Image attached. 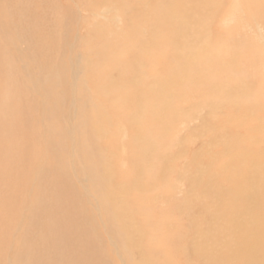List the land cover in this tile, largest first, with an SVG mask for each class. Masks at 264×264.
<instances>
[{"label": "rangeland", "instance_id": "rangeland-1", "mask_svg": "<svg viewBox=\"0 0 264 264\" xmlns=\"http://www.w3.org/2000/svg\"><path fill=\"white\" fill-rule=\"evenodd\" d=\"M31 1L13 15L12 1L0 0V60L8 66H0V75H6L5 94L14 92L18 101L12 110L10 98L0 100V212L11 202L21 205L24 195H12L16 187L26 186L31 165L35 183L49 184L55 172L76 187L72 165L84 177L86 168H92L102 190L108 187L100 172L110 168L113 185L124 184L127 191L120 201L128 202L131 214L142 221L140 232L122 209L102 213L105 225L98 218L89 224L66 203L76 212L72 221L70 215L64 219L63 230L71 236L64 234L60 241L59 249L68 256L59 264L95 261L98 255L104 259L105 248V264H121L122 259L127 264H200L206 257L198 246L213 240L225 251L230 242L218 238L216 224L209 220L214 204L202 211L198 198L206 194L208 203H216L221 197L235 207L249 193L251 202L243 208L264 214V0ZM36 20L50 48L43 49L53 57L43 65L51 67V74L39 67V58L29 68L18 52L24 44L17 31L28 32ZM27 51L29 57L40 53L36 47ZM74 77L99 108L84 115L83 124L93 128L97 115H103L98 138L85 139L96 150L80 144L81 160L71 151L65 119L67 105L76 97ZM49 85L58 91L53 111L61 115L60 129L46 118L49 125L42 131L36 89ZM48 159L62 164L50 167ZM2 190L6 203L1 202ZM43 193V203L54 201L51 193ZM32 214L29 210L26 216ZM198 214L205 224L195 232ZM107 218L132 239L117 240ZM207 224L211 232L205 234ZM245 226L257 231L249 221ZM40 232L33 221L21 235L0 213V264H7L8 256L13 264H28L36 256ZM193 237L196 255L189 250L186 257L181 247ZM111 241H117L119 254ZM228 257L225 251L223 260ZM42 262L51 264L45 256Z\"/></svg>", "mask_w": 264, "mask_h": 264}, {"label": "bare ground", "instance_id": "bare-ground-1", "mask_svg": "<svg viewBox=\"0 0 264 264\" xmlns=\"http://www.w3.org/2000/svg\"><path fill=\"white\" fill-rule=\"evenodd\" d=\"M12 4L15 5V8L12 9L13 15L20 14V5L22 6L27 2L32 4L31 0H11ZM37 4V3H36ZM38 5V4H37ZM29 8V7H28ZM35 10L37 6L34 7ZM33 9V8H32ZM26 11V10H25ZM34 12V9H33ZM28 13V11H27ZM26 13V14H27ZM29 18V17H28ZM34 18V17H33ZM38 20V19H37ZM37 20L35 21L37 23ZM29 21V19H28ZM31 23V22H27ZM34 23V22H33ZM34 25L28 26V32H24V29L17 31L19 35V42L23 43L24 46L18 47V52L27 61V66L30 68L31 65L30 61H35V58H39L41 60V65L39 67H43L45 63V59H53L51 53H48L47 50L50 48L42 41V34L38 28V23ZM30 27H33V31L30 30ZM21 28V27H20ZM44 45L47 46V50H44ZM70 43L68 44V46ZM52 45H50L51 47ZM31 47H36L39 50V54L33 55L29 57L28 49ZM1 49V47H0ZM3 52L4 51H0ZM25 53V54H24ZM6 54V53H5ZM24 54V55H23ZM43 54V57H40ZM203 55V54H202ZM16 57V56H15ZM75 65L77 64L75 58L71 56ZM6 60V59H5ZM37 65V64H35ZM0 66L2 69L7 68L4 60H0ZM38 66V65H37ZM32 68V67H31ZM8 69V68H7ZM22 66H18V70H21ZM44 71L51 74V67L45 65L43 68ZM10 70V69H9ZM1 90H0V100H4L5 95L7 99H11L9 102L10 109L14 110L17 106V99L15 98V94L12 91H5L3 90L6 75L1 73ZM13 77V76H12ZM75 77L72 79L71 91L75 97L74 101H71L67 105V110L65 112V119L67 121V130L71 134L70 138L71 141V151L77 154L79 160L82 159V147L80 144H84L87 146H91L90 148L96 150V145L93 143H89L87 137L89 135L90 138L97 139L98 135L96 136V129L100 128V120L103 115H97V122L93 128L87 127L88 123L84 125V115L89 113H94L96 109L95 107L93 96L89 90L83 87L82 84H79L80 81H75ZM18 82L20 83L19 77L17 78ZM38 86V84H37ZM64 91L67 92V96H69L68 87L66 84L63 86ZM38 88L36 91L38 92L39 101L41 104L40 108V128L42 131L46 130L47 124L46 118H48V123L56 122V125L53 123L51 124L52 128L60 129V117L61 115L58 111H53V106L56 103V97L58 95V91L54 89L52 86H48L47 88L44 87L40 91ZM62 89V88H61ZM69 98H67L68 100ZM77 99V101H76ZM60 101V99H58ZM46 103L48 106H46ZM102 115V116H101ZM0 113V117H1ZM101 116V117H99ZM77 122L80 124L77 125ZM82 122V123H81ZM77 125V126H76ZM101 133V132H98ZM79 142V143H78ZM86 151V150H85ZM51 163L50 167H57L62 164V160H47L46 164ZM98 163L101 164V161L98 160ZM89 167L92 166V163H88ZM42 167V166H41ZM110 168H104L101 170L100 174L107 185V190H102L100 188V183L98 179L94 176L93 169L85 170L86 177L80 175L78 172L79 170L72 165V174L76 179L77 187L71 184V180L65 176H62L61 179L58 178V175L54 172L50 175L49 184H39L35 183L32 179L33 171L35 167L31 165L28 167V176L26 177V186L21 185L20 187H16V192L13 193L12 197H17L19 195H24V198L19 206L16 202H11L6 209L1 211V214L6 215L7 221L10 223L13 221L17 226V230H20L21 235L24 233L25 229L34 221L36 225L40 226L41 232L39 235H36L35 238L38 237L39 242L38 250L36 251V256H31L28 261V264H43V257H47L51 261V264H59L61 261V257H67L68 251L67 250H60V241L62 240L64 234L67 237L71 236L69 231L63 230L64 228V219L66 215H70L69 218L72 221L74 217V212L76 211H69L68 206L66 203L72 204L73 208L79 210L82 214V220L92 224L93 218H98L103 225H105V221L102 217V213L109 212L112 209H117L118 212L122 211L125 212L130 222L133 224V228L136 231L140 232L141 222L138 219H135L134 216L131 214L130 210L128 209V202H121L120 201V194L127 193L124 184L121 183L115 187L113 182H111L110 173L108 172ZM60 173V172H59ZM3 191V190H2ZM45 191H48L53 195L54 201L50 200L49 202H44L43 196ZM3 198L1 200L2 203L7 202V195L5 191H3ZM244 197V194L240 195ZM249 193L246 197L242 199V203H239L235 207L232 205H227L225 200L221 197L215 198L216 203L210 202L208 203L207 199L208 195H201L199 199H201L200 208L202 211L210 207L214 204L213 210L215 215L210 216L209 220L216 224L215 230L219 239H226L230 243L224 246L225 251L229 254L227 260H223L224 250L221 249V244L217 243L216 240L211 242L205 241L203 244L199 245L198 248L203 250V256L206 257L205 259L201 260L200 264H264V214H254L252 212V208H243V204H247L251 202L249 199ZM203 197V198H202ZM38 200L40 202L32 203V199ZM78 198V199H76ZM256 200L257 197H254ZM213 200V199H212ZM254 199H252L253 201ZM42 202V203H41ZM197 203V201H196ZM262 208H264L263 204H260ZM31 210L32 215L26 216L27 212ZM201 212V211H200ZM202 213V212H201ZM232 216V217H231ZM225 217H230L226 222H224ZM41 220L42 223L37 222ZM196 227H200L202 224H205V221L201 219V214L196 216ZM236 220V221H234ZM246 221H249L250 224L257 230H254L249 226H245ZM106 222L108 223L109 229L112 231L113 235L116 237L117 240H122V238L132 239L130 235L122 234L121 228L114 222L112 218H107ZM145 222V219H144ZM231 222V223H230ZM206 230H202L203 233L208 234L211 232V226L206 225ZM212 234V233H211ZM15 236V235H14ZM96 239H99V233L96 232L94 234ZM190 240V239H189ZM53 241V242H52ZM51 243L52 247H47V245ZM112 244L116 246V251L119 254V246L117 241H111ZM46 247L44 248L43 246ZM196 240L194 237L191 239V244H185L182 249V254L186 257L191 252H194L196 255ZM236 247H234V246ZM214 248H212V247ZM244 247V248H243ZM59 250V255L55 254V250ZM245 249V250H244ZM190 250V252H189ZM193 250V251H192ZM193 253V254H194ZM253 255L252 258L248 255ZM257 255L256 259H253ZM2 257L3 255L0 254ZM199 259L200 256H198ZM102 259L99 255L98 258L93 260H79L72 264H105V260L107 258V248L104 250V255ZM7 264H13V261L10 256L7 258ZM121 264H127L125 260H121ZM187 264H195L194 262H188Z\"/></svg>", "mask_w": 264, "mask_h": 264}]
</instances>
